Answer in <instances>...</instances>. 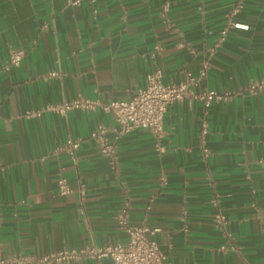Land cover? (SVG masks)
I'll use <instances>...</instances> for the list:
<instances>
[{
	"label": "crops",
	"instance_id": "obj_1",
	"mask_svg": "<svg viewBox=\"0 0 264 264\" xmlns=\"http://www.w3.org/2000/svg\"><path fill=\"white\" fill-rule=\"evenodd\" d=\"M233 1L0 0L4 254L124 242L115 215L127 201L130 223L154 230L148 236L170 264H264V88L246 90L264 81V0L229 15ZM229 22L239 25L217 44ZM11 49L23 50L16 65ZM203 60L195 90L227 95L208 106L175 101L158 140L137 128L116 140L112 161L98 151L90 132L114 124L102 104L129 98L150 71L177 82ZM75 97L96 104L49 108ZM68 137L81 138L75 161L58 149ZM217 208L228 237L214 223Z\"/></svg>",
	"mask_w": 264,
	"mask_h": 264
},
{
	"label": "built area",
	"instance_id": "obj_2",
	"mask_svg": "<svg viewBox=\"0 0 264 264\" xmlns=\"http://www.w3.org/2000/svg\"><path fill=\"white\" fill-rule=\"evenodd\" d=\"M243 1L234 0L229 15L239 11L243 6ZM70 2L77 3L78 0H70ZM238 25L237 23L229 22L223 26L219 30L217 44L224 40L229 26ZM22 55V49H11L7 60L8 64H18ZM206 67L207 60H203L198 74L185 72L183 78L177 82H163L161 80V70L155 69L147 73L145 85L136 90L129 98L110 100L102 104L104 110L112 112L114 124L109 127L99 124L90 132L89 137L97 144L98 151L102 155L108 156L112 161L116 149V140L137 128L148 130L158 140L163 135L162 121L165 111L175 101L200 98L204 106H208L213 100L227 95L226 92L220 93L214 89H207L201 92L195 90L199 79L205 74ZM262 88H264V81L259 80L249 83L246 90L254 92ZM95 104L96 101L94 100L75 97L69 100H61L49 106V108L59 114H64L75 106L89 108ZM34 113L37 114L38 111ZM80 141L81 138L79 137H68L60 144L58 149L66 152L75 161V150L79 146ZM57 182L61 193L69 191L65 178L60 177ZM80 191H83L82 185L80 186ZM154 196L152 194L149 201H152ZM128 211L129 204L125 201L115 215L117 227L127 235V239L124 242L116 241L106 245L87 244L78 248L64 247L40 254L17 253L13 255L4 254L0 246V264H52L54 262H69L86 257L99 259L103 256L110 258V264H170L157 243L148 236L154 230L145 224L130 223ZM213 220L216 227L222 229L228 237L229 234L225 231L226 219L219 208L216 209ZM230 247L233 248V246ZM226 248L225 244L219 246V249Z\"/></svg>",
	"mask_w": 264,
	"mask_h": 264
}]
</instances>
